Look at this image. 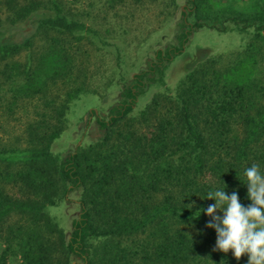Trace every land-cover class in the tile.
Returning a JSON list of instances; mask_svg holds the SVG:
<instances>
[{"label": "trees", "instance_id": "1", "mask_svg": "<svg viewBox=\"0 0 264 264\" xmlns=\"http://www.w3.org/2000/svg\"><path fill=\"white\" fill-rule=\"evenodd\" d=\"M257 1L250 18L240 20L264 39V0ZM50 3L48 13L35 7L23 14L47 28L97 34L66 16L55 0ZM194 6L189 15L197 14L199 5ZM203 26L182 20L177 44L157 49L124 85L118 103L105 114L89 111L97 137L56 159L48 144L62 129L58 126L45 146L21 155L23 169L6 174L29 185L33 198L19 201L0 193V218L20 209L43 212L64 200L75 203L78 213L70 218L69 230L57 235L46 215L43 223L36 218L12 229L0 264H11L9 257L17 254L20 264H248L247 255L238 261L231 251L214 250L217 233L206 226L212 218L203 210L216 203L208 199L216 190L229 196L237 192L241 204L249 206L245 170L255 163L264 175V81L256 75L255 47L223 71L202 65L187 74L172 97L156 98L132 116L139 96L162 81L192 31ZM18 30L0 25V49ZM68 61L51 49L33 69L24 70L16 93L25 97L44 90L65 73ZM59 183L63 191L54 199ZM73 192L78 193L75 202L68 199Z\"/></svg>", "mask_w": 264, "mask_h": 264}, {"label": "rangeland", "instance_id": "2", "mask_svg": "<svg viewBox=\"0 0 264 264\" xmlns=\"http://www.w3.org/2000/svg\"><path fill=\"white\" fill-rule=\"evenodd\" d=\"M55 1L66 16L85 23L97 34L47 28L31 22L27 18L30 14L24 16L35 7L48 13L51 0H0V25L19 29L11 43L0 49V193L5 197L19 201L33 198L29 185L6 173L23 169L21 155L45 146L47 135L56 127L62 129L48 144L56 159L97 137L94 118H87L89 111L105 114L118 103L124 85L146 67L155 51L177 44L175 36L182 20L187 24L198 20L204 26L192 31L183 52L164 69L162 81L151 84L139 96L132 116L154 99L173 95L187 74L202 70V65L223 71L252 45L256 75L264 81V39L256 37L252 27L243 28L240 20L250 18L257 0ZM195 4L199 5L197 14L189 15ZM233 17L237 22L231 20ZM51 49L66 55L68 69L44 90L21 97L15 89L24 70L33 69ZM57 185L54 199L63 191L61 183ZM77 194L70 193L68 199L75 202ZM76 213L75 203L66 200L47 206L43 212L14 210L0 218V251L12 229L25 228L36 218L43 223L42 215H46L51 225L57 226L53 229L57 235V230H69L70 218ZM9 262L20 264L21 257L12 255Z\"/></svg>", "mask_w": 264, "mask_h": 264}, {"label": "clouds", "instance_id": "3", "mask_svg": "<svg viewBox=\"0 0 264 264\" xmlns=\"http://www.w3.org/2000/svg\"><path fill=\"white\" fill-rule=\"evenodd\" d=\"M245 176L252 203L242 205L237 192L229 196L225 190L210 191L208 199L216 203L203 210L212 218L206 226L216 230L214 250L231 251L238 261L247 255L248 264H264V175L254 163L246 168Z\"/></svg>", "mask_w": 264, "mask_h": 264}]
</instances>
